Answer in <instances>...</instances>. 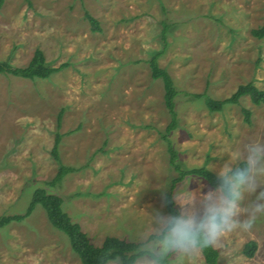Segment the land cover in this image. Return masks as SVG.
I'll list each match as a JSON object with an SVG mask.
<instances>
[{
  "label": "rangeland",
  "instance_id": "1",
  "mask_svg": "<svg viewBox=\"0 0 264 264\" xmlns=\"http://www.w3.org/2000/svg\"><path fill=\"white\" fill-rule=\"evenodd\" d=\"M86 13L100 31L91 29ZM263 23L264 0H5L0 61L23 67L39 48L50 66L67 65L44 79L0 74V216L25 213L42 187L63 198L64 211L95 244L107 236L138 241L150 231L154 211L169 215L165 194L178 175L162 136L171 119L163 82L148 64L163 48L164 28L159 64L179 91L178 127L169 138L184 167L207 164L217 173L236 166L248 143L264 142V105L246 95L212 112L195 95L222 100L249 82L264 90V39L251 34ZM61 111L60 154L74 171L51 186ZM257 183L264 188V175ZM209 187L191 175L174 195L195 210ZM254 199L255 191L245 193L239 219H247ZM250 240L258 243L253 257L243 253ZM215 247L222 264H264V213L250 230L226 232ZM0 264L82 263L38 206L0 228ZM165 264L206 263L199 251Z\"/></svg>",
  "mask_w": 264,
  "mask_h": 264
},
{
  "label": "trees",
  "instance_id": "2",
  "mask_svg": "<svg viewBox=\"0 0 264 264\" xmlns=\"http://www.w3.org/2000/svg\"><path fill=\"white\" fill-rule=\"evenodd\" d=\"M5 0H0V6ZM86 18L91 24L93 31H100L99 21L91 14L86 13ZM165 27L162 34L164 42L163 48L151 54L148 60L151 69V75L154 79H161L164 87V103L170 114V122L167 125L163 138L168 143L169 163L170 166L178 174L173 178L168 192L165 194V205L169 215L178 212V204L174 200V192L177 185L188 176H197L204 179L210 186L214 187L216 182L215 172L204 164L200 167L186 168L179 160V152L172 145L169 138L170 134L178 127V114L176 111V99L179 95L174 80L167 69L159 64V57L164 53L167 47ZM251 34L258 39H264V23L251 30ZM67 65V64H65ZM64 64L59 67H52L46 60L43 50L37 48L30 62L23 67L14 66L9 59L0 61V74H8L17 77H22L30 80L37 78H49L53 73L61 70ZM249 96L250 100L255 105H264V90L257 87L253 82L242 84L228 98L218 100L211 97L207 92L196 94L197 98H204L205 103L210 111H222L227 104H237L243 96ZM245 120L250 122L251 111L244 109ZM63 111L58 114L57 132L55 135L54 144L51 150V155L58 163V172L53 180L48 181L51 186H57L62 182L65 176L74 171L73 166L63 163L60 154V144L63 134L59 131L61 127ZM40 206L46 213L50 224L66 235L72 251L79 257L82 264H107L109 262H119L121 258L128 264H135L139 259L135 255L137 244L135 241H129L116 236H107L100 245L95 244L89 235L83 230L82 226L73 221L70 215L64 211L63 198L54 193H49L45 188H37L31 197L29 205L22 214L0 216V228H3L14 221H22L32 215L36 208ZM258 243L255 240L248 241L243 248V253L247 257L255 255ZM206 264H222L220 261L219 250L214 247L205 248L202 251Z\"/></svg>",
  "mask_w": 264,
  "mask_h": 264
},
{
  "label": "clouds",
  "instance_id": "3",
  "mask_svg": "<svg viewBox=\"0 0 264 264\" xmlns=\"http://www.w3.org/2000/svg\"><path fill=\"white\" fill-rule=\"evenodd\" d=\"M264 175V142H250L236 166L215 174L214 187L199 201L195 210L178 202L176 214L153 212L151 229L137 244L135 255L145 264H165L170 256L193 255L214 247L226 232L250 230L257 214L264 213V188L258 189L257 178ZM255 191L248 206L247 219H239V205L246 192ZM119 264H128L123 258Z\"/></svg>",
  "mask_w": 264,
  "mask_h": 264
}]
</instances>
